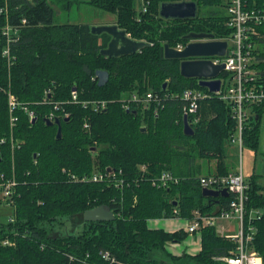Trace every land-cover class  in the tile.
I'll return each instance as SVG.
<instances>
[{"label": "trees", "instance_id": "obj_1", "mask_svg": "<svg viewBox=\"0 0 264 264\" xmlns=\"http://www.w3.org/2000/svg\"><path fill=\"white\" fill-rule=\"evenodd\" d=\"M77 1L0 0V9L6 11L0 14V182L12 175L17 182L15 219L0 222V264H110L100 250L123 264H225L212 257L226 254L233 244L218 237L213 228L202 230L197 253L178 256L165 246L187 235L151 228L149 221L170 217L174 208L181 218L190 219L194 210L218 213L227 205L228 197H219L216 205L215 199L202 195L199 179L211 174H201V164L194 168V162L216 160L212 175L235 171L228 163L229 138L236 127L229 106L215 96L201 101L199 122L193 125V136L187 137L182 130L183 100L177 96L167 97L157 113L137 109L133 114L119 100L148 91L162 96L186 89L206 91L196 79L180 75L178 60L163 57V45L185 44L184 36L190 32L227 39L231 29L225 26L226 1L195 0L208 11L189 20L159 17V4L172 0H144L145 12L140 0L86 1L113 14V23L130 38L149 43L118 58L100 55L109 37L92 35L90 24L55 20L57 9L66 11ZM22 19L26 24L21 25ZM6 24L19 27L18 38L9 43V60L2 55L7 42L1 30ZM258 30L264 34V26ZM97 70L108 73L101 87ZM9 94L19 104L12 111ZM84 101H106L107 106L94 111L91 105L82 106ZM54 103L63 108L58 116L68 113V118H60V139H56L57 127L44 121L55 113ZM23 108L33 112L34 122ZM263 109L256 108L247 123L242 147L257 151ZM84 123L89 129L83 128ZM140 165L147 166L146 178L168 171L179 181L168 189H156L141 179ZM107 170L121 171L122 188L112 182L80 180ZM72 175L79 179L72 180ZM257 176L247 179V205L262 210L253 248L264 260V185ZM259 176L264 180V173ZM100 205H107L115 220L85 222L84 211ZM74 216L82 221L71 228L68 221Z\"/></svg>", "mask_w": 264, "mask_h": 264}, {"label": "built area", "instance_id": "obj_2", "mask_svg": "<svg viewBox=\"0 0 264 264\" xmlns=\"http://www.w3.org/2000/svg\"><path fill=\"white\" fill-rule=\"evenodd\" d=\"M226 18L225 26L231 29V34L226 40L227 52L224 57H212L213 64H224L223 73L218 77L221 81L220 89L215 93L206 91L186 89L180 94L159 95L156 92L148 91L144 94L131 93L119 100L121 107L125 111L142 112L152 109L157 113L159 108L164 106V100L167 97L177 96L183 100L182 116H187L189 124L193 128L199 122L198 110L200 102L215 96L229 106L230 118L235 122V132L229 138L231 147L241 148L243 145V131L247 123L254 117L255 109L264 106V34L258 30V27L264 26V0H225ZM141 2V11H146L144 0ZM251 4L253 7H250ZM5 9H0V14L5 13ZM5 15V14H4ZM21 25L26 24L22 19ZM18 26H9L6 24L1 30V35L5 36L7 45L2 51L3 57L9 60V43L16 40L19 36ZM128 35V34H127ZM129 36V35H128ZM216 40V39H215ZM187 43V41H186ZM185 44L178 43L172 47L181 51ZM198 82V81H197ZM205 89V88H204ZM73 103L77 102L75 92L72 93ZM82 106H92L94 111L106 109V101H84L80 102ZM19 105L15 98L9 94L10 111ZM32 120L33 112L23 108ZM63 110L59 103L53 104V111L47 116V119L53 121L55 118H68V113L64 112L58 116L57 111ZM84 129H89L87 123L83 124ZM147 171L146 165L139 166L141 179H146L151 186L156 189H168L171 184H177L179 178L168 171L161 172L158 176L145 177ZM121 171L107 170L106 172H95L90 178L83 177L82 181L91 182H112L114 187L122 188L124 179L120 177ZM78 177L72 175V180L77 181ZM199 183L202 189L226 190L229 202L220 208L216 213H202L199 210L192 211L190 219L181 218L178 210L174 208L170 217H162L158 220L179 222L180 226L172 232L182 231L186 235L199 234L200 242L202 230L213 228L218 237H221L233 244V248L227 250L226 254L213 256L215 262L225 264H264V260L253 248V241L257 232L256 223L262 216V210L259 208H249L248 189L249 184L243 176L241 168L226 175H210L200 177ZM17 182L14 175L11 178L2 179L0 182V204L11 209L12 214L9 222H13L14 216V193ZM217 205V204H216ZM227 223V224H225ZM4 244L11 245V241L4 240ZM200 250V248H199ZM197 250V252L199 251ZM196 252V253H197ZM100 256L110 264H123L107 250H100ZM195 254V253H194ZM190 254V255H194Z\"/></svg>", "mask_w": 264, "mask_h": 264}, {"label": "water", "instance_id": "obj_3", "mask_svg": "<svg viewBox=\"0 0 264 264\" xmlns=\"http://www.w3.org/2000/svg\"><path fill=\"white\" fill-rule=\"evenodd\" d=\"M198 5L193 0H174L172 2H161L159 4L158 15L163 20H189L197 17ZM90 33L94 36L107 35L109 41L106 47L102 48L99 53L106 58H118L128 56L141 51L149 45L146 41L135 40L130 38L126 31L120 29L115 23L90 25ZM187 41L185 47L181 50H175L169 44L163 45V57L170 60L179 61V72L183 78L196 79L198 85L207 89L210 93H215L220 89L221 81L218 78L224 70V64H213L210 58L224 57L227 52L226 40H215L214 36L209 33L190 32L184 36ZM97 85L103 86L108 80V73L104 70L95 72ZM166 86L164 83L163 87ZM135 114L136 111H131ZM67 119H63L66 121ZM35 119L32 120L34 122ZM47 126L55 125L56 139L61 138V122L59 118L53 121L45 119ZM145 127L142 128V131ZM183 134L191 137L194 134L193 128L189 124L187 116L183 117ZM202 195L215 199L218 204L219 197H228L226 190H209L202 189ZM85 222H110L115 217L107 205H100L83 213Z\"/></svg>", "mask_w": 264, "mask_h": 264}, {"label": "rangeland", "instance_id": "obj_4", "mask_svg": "<svg viewBox=\"0 0 264 264\" xmlns=\"http://www.w3.org/2000/svg\"><path fill=\"white\" fill-rule=\"evenodd\" d=\"M86 1L88 0H78L77 4H73L66 11L57 9L58 15L56 16L55 20L59 23H70V24L76 23V24H90V25L106 24L108 22H114L115 17L113 14H109L99 9H96L86 4ZM172 1H168V2H172ZM230 152L231 154L228 157L229 170H239L241 168L243 176L246 179H249L250 175L256 172L258 174L257 176L258 180L261 181L264 185L263 177L259 176L263 172L260 167L262 163V157L260 156V152L253 151L245 146L241 148L232 147V149H230ZM200 164L202 169L201 174L212 175L215 173L216 160L202 161L200 159H196L194 162V168ZM11 214L12 211L10 208L4 206L3 204H0V222L3 223L8 222ZM81 221H82L81 216H74V218L73 217L70 218L68 224L70 225L71 228H73ZM172 223L174 224V229L180 226L179 222H172ZM167 224H168L167 222H164V226H166ZM162 230L168 233L165 229ZM199 248H200V236L198 233L195 235H187V237L181 242H168L165 246V249L168 253L178 256H182L183 254H194L197 252V250H199Z\"/></svg>", "mask_w": 264, "mask_h": 264}, {"label": "crops", "instance_id": "obj_5", "mask_svg": "<svg viewBox=\"0 0 264 264\" xmlns=\"http://www.w3.org/2000/svg\"><path fill=\"white\" fill-rule=\"evenodd\" d=\"M108 23H113V22H108ZM258 122H259L260 131H259V142H258L257 152H260V156L262 157V163L260 167L263 171L262 173H264V109L260 112V117H259ZM164 222H167L168 224L164 226ZM149 224L151 228H155V229L162 228V229H165L167 232H172L174 230V224L169 221H163V220H158V219L150 220Z\"/></svg>", "mask_w": 264, "mask_h": 264}, {"label": "flooded vegetation", "instance_id": "obj_6", "mask_svg": "<svg viewBox=\"0 0 264 264\" xmlns=\"http://www.w3.org/2000/svg\"><path fill=\"white\" fill-rule=\"evenodd\" d=\"M173 1H174V0H173ZM193 1H195V0H193ZM197 5H198V11H197V14H198V13L202 14V13H205V12L208 11V8L204 6V3L201 2L200 5H199V4H197Z\"/></svg>", "mask_w": 264, "mask_h": 264}]
</instances>
